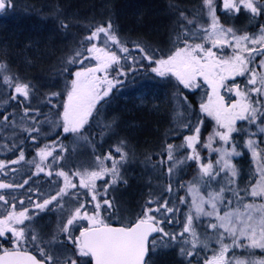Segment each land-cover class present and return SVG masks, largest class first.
I'll use <instances>...</instances> for the list:
<instances>
[{
	"label": "snow or ice",
	"instance_id": "1",
	"mask_svg": "<svg viewBox=\"0 0 264 264\" xmlns=\"http://www.w3.org/2000/svg\"><path fill=\"white\" fill-rule=\"evenodd\" d=\"M202 2L204 8L207 9L211 23L207 27L197 25L194 29H189L185 24H179L181 31L177 33L176 39L180 41L182 47H175V50L167 57L158 59L140 45H136V49L143 54V59L148 61L147 67L155 77L162 80L174 78L176 84L173 87L176 89L177 98L182 97L181 108L187 103L183 89L194 91L206 85L210 90L205 92L207 101L200 104V112L213 118L217 128L208 136L207 141L202 143L200 126L203 124V120L197 119L193 125L192 121L186 119L184 113L178 109L176 119L184 128L189 129L191 134L184 136L183 143L180 145L171 143L167 145V160L173 162L167 169L168 174L172 175L177 166L183 165L187 161H194L199 168V181L210 186L212 181L220 183L217 179L220 177L227 183L221 185L218 191L209 192L207 200L199 196L198 191L191 185L189 186L190 193L196 191L192 201L196 215L195 217L191 214L186 215L179 233L167 232L161 226L172 224L175 220L174 214L179 209L174 203L170 205L168 200L160 201L152 197H149L134 220L124 223L121 207L108 194V188L112 185L118 182L126 183L120 174L119 164L120 161L126 162L127 154L122 147L117 146L115 151L120 153L119 161L114 160L112 154L109 153L104 157L96 158L98 161L97 170L73 173V175L79 176V187L87 190L83 195L91 197L93 207L91 214L87 207L89 202L82 201L79 192L69 191V189L77 188V185L71 182L69 175L64 171L56 173L57 176L64 178V186L59 188L54 195H50L40 202H33V207L40 211L61 210L58 231L47 240L40 236L32 225L25 224V221L34 219V216L29 215L27 208L17 211L16 205H11V211H6L3 218L0 219V238L7 241L9 245L6 247L0 243V264H152L153 257L160 250L172 247L174 243L179 242L181 245L190 243L191 248L196 249L201 241L194 227V220L202 215L214 217L217 221V223L210 222L207 225L208 228L213 230L223 228L224 232L232 238V245L224 244V235L218 233L217 243L221 245L220 250L218 253L214 252L211 259L206 258L204 264H231V261H226L225 257L232 246L264 249V204L259 206L245 204L243 205L244 212H225L223 216L219 214L218 209V204L225 202V192H232L236 197L240 196L238 187H233L237 184L240 175L239 170L232 163L233 157L241 155L233 137V133L236 132L248 134L249 138L245 141L244 147L251 152L253 161L257 162V170L261 175V181L251 188L249 194L252 197H264V149L259 148L252 138L256 135L255 132L236 126L237 121H247L249 125H256L260 133H264V100L259 98L264 96V75L258 76L254 69L249 68L255 56H264V26H261L258 36H249L247 33L238 35L233 27H226L220 23L216 0H202ZM14 6V0H0V12ZM222 11L230 18L240 15L242 12L250 13L252 18L259 17L264 15V0H222ZM180 17L187 21V25L193 24V20L185 16L183 12L180 13ZM61 27L66 29L68 25L62 23ZM101 34L104 36V47H98L94 42L100 40ZM197 40L202 42L197 43ZM85 41L90 43H85ZM109 42L118 47L121 53L129 52V48L118 39L113 31L112 22L109 21L106 25H99L91 31L84 41H81L80 47L66 61L69 66L80 65L81 67L78 69L64 67L62 69L63 72H71L74 77L66 92V99L62 105L63 111L59 114V120L62 123L57 125L62 128L65 134L87 139L85 126L89 124L93 112L97 110V105L110 95L117 84L123 83L119 77L128 75L121 65V59L139 63V60L134 57L117 55L115 51L109 49ZM209 42L211 47L206 48L204 45ZM248 44L253 47H248ZM255 45H260V47H254ZM228 46L233 47V54L227 58H221L218 52L213 50H222ZM244 53H247V56ZM85 61L88 63L85 64ZM92 61L95 63L93 64ZM114 65L117 67L113 68ZM142 67L144 66L142 65ZM260 67L264 68V59L260 60ZM136 70L135 67L130 69L133 72ZM112 71L115 72V76H111ZM246 73L248 77L244 88L236 83L231 85L225 83L230 79L235 80L237 76H245ZM0 74H2L3 84L13 89L14 94L10 96V99L22 98L18 102L28 101L30 104L34 86L31 83L21 82L18 78L14 79L9 74L6 63L0 62ZM221 89H226L237 99L232 103H226ZM59 95L58 92H52L45 97L44 102L51 103L52 98ZM253 97L256 98L253 99ZM30 112H35V116L40 115L39 109L25 106L24 115L27 117ZM35 116L31 118L33 126L23 128L29 136L32 132L40 131V128L35 127L40 123ZM8 119V116L3 117L6 122ZM258 121L259 123H257ZM13 123L15 122L13 121ZM107 127L110 128L111 125ZM33 139L35 138L33 137ZM217 139L222 146L213 147ZM198 144L210 152L219 154L215 164L211 161L204 162L196 147ZM181 149L191 151L184 153L182 158H179L176 153ZM37 155L42 164L47 157L52 155V151L46 148L40 149ZM55 159H59V157ZM20 160H24L23 151L20 152L19 160H13L12 163H18ZM104 160H111V167H106ZM41 164L36 165L37 174L44 171ZM3 167L4 165L0 163V169ZM221 173H225V175L221 177ZM47 174L52 175L51 172ZM106 175L111 176V181L106 182L101 192L97 189L96 181L103 179ZM27 183L28 181L25 180L23 184L15 185V187H23ZM12 187H14L12 184L0 183V189ZM166 190L172 191L171 184ZM64 197H70V201L75 200L76 203L65 210V203H70V201H64ZM29 199L31 200V197ZM179 199L180 203H185L183 197ZM0 201L8 203L2 194H0ZM20 203L23 204L24 201L21 200ZM227 203L231 204V200H228ZM49 205H53V208H49ZM204 205H208L211 211H206ZM108 217H118L121 221L120 225L112 226L107 222ZM80 221L87 223L79 224ZM76 231H78V235H74ZM155 233L160 235H153ZM185 233L192 237L191 241L180 240ZM242 238L249 240L250 243L248 245L240 244L239 241ZM29 244L36 248L40 256L43 257L42 260L30 253ZM67 245H71V248ZM204 247H207L206 242H204ZM180 252L188 257L195 254L194 251L183 246L180 247ZM237 264H244V262L237 261ZM249 264H264V261H250Z\"/></svg>",
	"mask_w": 264,
	"mask_h": 264
},
{
	"label": "rangeland",
	"instance_id": "2",
	"mask_svg": "<svg viewBox=\"0 0 264 264\" xmlns=\"http://www.w3.org/2000/svg\"><path fill=\"white\" fill-rule=\"evenodd\" d=\"M75 2H80V0H76ZM194 2L195 5L192 8H189L190 14L193 15L200 12L202 16H197L196 18L191 17L193 23L195 22L197 25H203L204 27H207L211 23L210 18L207 14V9L204 8L202 0H194ZM14 3L16 4V7L9 8V11L17 8L15 11L23 16H26L27 14H32V16L34 15L36 19H39L42 23L40 29L42 34L44 32L42 36L44 37V41L46 43H51L54 41L55 43L59 44L58 46L53 47V50L56 54H62L54 57L51 63H49L48 65L42 64V66L38 65V67L37 65H35L37 68H33V64L24 60L23 62L25 66H23L24 68L18 71V73L24 83H31L35 88L43 91L46 94L48 93V95L52 92L60 93L59 96L53 97V99L55 100V107L57 109L61 108L60 113H62V105L64 100L66 99L67 89L70 87L71 79L74 78L71 75V72H63L62 69L64 67H69L70 69H78L79 67H81L80 65L69 66L66 64V61L80 47L81 41H84V38L89 35L91 31H93L97 26H92L93 28L87 27V24L84 23L83 20H79L76 17V14L68 12L69 9H67L66 7L69 6L66 5V3L65 7L61 6L62 8H59L58 6H56V3L53 2L51 7H49V10L46 11L47 13H44L45 10L25 3V0H14ZM219 11L223 12L222 3L220 4ZM18 13L15 17L19 16ZM225 16L227 15L225 14ZM7 17H9V15ZM1 19H3V17ZM228 19L230 20V25L226 27H233L236 31H238L240 29H245L250 24L258 22V19H261V21L263 20L264 22V15L252 18L250 13L242 12L238 16L231 18L228 17ZM62 23H66L68 27L66 29L62 28ZM184 24H187V21H185ZM71 26H82L84 30H82V32H76L69 29ZM200 35H203V33H200ZM253 36H258V34ZM118 39L120 40V42L123 41L121 37H118ZM94 42L98 47H104L105 45L103 34H101L100 40ZM85 43L90 42L85 41ZM234 43L235 42L233 41V44ZM249 45L251 44H248V46ZM256 46L258 48L260 47V45ZM108 47L110 50L115 51L117 55L121 57L125 55L132 57L137 53L133 49L130 50L127 54L121 53L119 48L111 44V42H109ZM47 49H49V47H47L46 45V49L44 51L42 50L43 53L41 54H45L44 56L50 54L49 52L46 53ZM223 49L227 50V47ZM231 49L233 51V47H231ZM147 52L153 53L152 50H147ZM37 55L39 54L37 53ZM135 58L140 62V60L143 59V54H136ZM262 59H264V56H262ZM129 62H131V65L127 66V64L125 63ZM87 63L88 61H85V64ZM92 63L94 64L95 61H92ZM121 65L123 66L124 70L128 72V74L132 77H129L128 79L123 78V83H121L119 87L118 85H116V87L112 89L110 95L108 97H105V99L97 105V110L93 112V116L90 118L91 120H89V124L85 126V136L87 137V139L79 138L78 136H74L72 134L63 133L62 128L57 126L58 124L62 123L59 118H56L52 123L48 124L49 128L46 130V133L43 136V140H47L44 144L45 147L43 149L46 148L47 150H51L52 155L47 157L43 161L42 164H45L47 159L50 158V163L46 166H43L44 171L40 172L43 176L48 175V172L52 173L51 178L54 180V184L50 185L51 189L47 195H53V192L64 186V178L57 176V172L64 171L69 175L70 180L71 177H77V179L79 180V176L73 175V173L77 171L84 172L85 170H97L98 161L96 158L98 156L104 157L107 154L111 153L113 159L119 161L120 153H117L115 151V148L117 146H120L127 154L126 162L120 161L119 164L120 174L123 180L126 181V183L118 182L117 184L112 185L108 188V194L109 197L114 198L116 203L121 207V215L124 217V221H128L132 217L136 218L142 206L146 203L149 197L160 201L168 200L170 202V205L173 203L175 204V202H177V197H175V195L179 191V198H184L185 203H183V205L187 207V210H184L180 213L176 212L174 214L175 220L172 224H165L163 226L161 225L167 232L179 233L182 230L186 215L191 214L194 217L196 215L195 209L192 204L196 191H198L199 196H202L205 200H207L209 198V192L218 191L219 187L221 185H225L227 181L222 180L220 179V177H218L217 179L220 181V183L212 181L209 186L203 181H199V168L197 167L196 163L194 161H187V163H189L190 165V176L185 182L184 191H180V188H178V180L182 176L181 173L184 170L183 165L185 163L174 168L172 175L168 174L167 169L173 162L167 160V148L165 150H162V146L165 143H169L165 140V137L167 135L161 134V137L163 139L161 141V144L157 145L156 148L152 150H150L151 147L144 149L140 147L143 144H139L138 126L136 124L125 122V120L119 118L121 114L133 113L134 111L140 110L146 106L147 107L145 109L148 114H156V116L162 114V112H164L163 107L167 103V93L169 94L170 92L168 87L171 82L169 80L168 81L170 83L168 81H159L158 79L153 78L150 75V72H139L138 74H136L135 71H130L132 67L136 68V66H138V64L134 63L132 60H125L122 58ZM116 67V65L113 66V68ZM24 73H26V75H24ZM35 74L39 77V80L32 79ZM259 74L264 75V68L260 67ZM29 75H32V77H28ZM111 76H115L114 71L111 72ZM134 77L137 78V80H134ZM120 78L122 77H119V79ZM7 90L8 89H6V85H4L2 81V74H0V100L6 96ZM114 90H116L117 92ZM226 95L234 96V94H230L229 92H226ZM260 99L264 100V96H261ZM33 100L36 104L39 105L44 102L43 98H33ZM180 100H182V97L179 99L177 98V102L179 105ZM128 104L129 107L126 106ZM184 107L187 108L189 112L194 111L190 108L188 103L184 104ZM241 122L243 123L244 121ZM257 123H259V121ZM108 125H111V127H107ZM243 128L249 129L250 132H255L256 135L252 138L259 145V148L264 149V142H262L264 141V133H260L256 125H249L248 123L246 126H243ZM59 130L62 131L63 137L60 136L58 139L63 138V140L68 142L67 150L64 145L65 143L60 142V140L58 139L52 140L50 137H48V135H51V133H56ZM185 130L187 131L186 135L191 134L189 129ZM89 132L91 134H89ZM176 132L181 134L183 132V129L176 130ZM92 134H98V145L101 146H97L96 143H91L89 141ZM184 135L185 134H183L182 137ZM233 137L234 141L238 145V151L241 152L240 156L232 158V163L237 167L240 173L237 184L233 187H238V189L240 190V196L236 197L232 194V192H225V202L218 204L219 214L221 216H223L225 212H244L245 209L243 205L245 204H254L257 206L264 204V197H252L249 194L251 188L255 186L257 182L261 181L260 172L257 170L258 164L257 162L253 161L251 152L246 147H244L245 141L249 138V136L245 132H239ZM182 143L183 142H180L178 145ZM107 145L113 148H110L109 150H103L101 152L100 150ZM220 146H222L221 142H219L217 139V141L213 144V147ZM190 151L191 150L189 149H186L185 151L183 149L181 152L178 151L176 153V156L182 158V155L184 153H189ZM209 155L211 157L213 156V158H206L201 154L204 162L211 161L213 164H215V161L216 159H218L219 154L209 151ZM56 157H59V159H55ZM154 158L158 159L154 161ZM60 162L63 163L64 166L57 169L55 166ZM161 162L163 164H161ZM39 163H41V160H39ZM111 164V160H104V165L106 167H111ZM161 167L165 170L163 171ZM178 171L180 172L179 175H177ZM224 175L225 173H221V177H223ZM57 179L63 180V185L55 188V186L58 184L57 182H55ZM110 181V175H106L103 179L97 180V189L102 192L106 182ZM169 184H171L172 186V191L170 192L171 196L167 194L166 190ZM190 185L196 190L193 193L189 192ZM75 189H69V191ZM244 189H247V191H244ZM82 190H84V192L87 191L86 189ZM83 197L85 198L80 199L82 201L87 200V202H89L88 211L91 214V212L93 211L91 197L85 195H83ZM63 199L64 201H70V197H64ZM228 200H231V204L227 203ZM39 201L40 199L38 198V202ZM75 203V200H71L70 203H65V208H70ZM53 204H55V202H53ZM175 206L177 208V204H175ZM204 207L206 211H211V208L208 205H204ZM50 213L51 212H49L48 214L40 213L38 215H36L35 213H31L29 215L34 216V219L25 221V224L32 225L35 231L45 240L50 238L53 234L57 233L58 225L60 222L58 220V217L55 218L53 216V213ZM54 214H57L59 217H61V210L54 211ZM257 215L259 214L257 213ZM52 218L54 219L51 222ZM177 220L178 223L176 224L175 222ZM111 222H116L119 224L121 223L118 217H112ZM210 222L217 223L214 217L203 215L194 220V227L201 241L196 249H192L190 243L186 245H181L179 242L174 243L172 247H167L160 250L153 257L152 264L154 262H156L157 264H159L160 262V264H167L168 262H162L158 260L171 259L186 260L187 262H189V264L191 260L193 261L191 264H204L206 258L211 259L214 252L218 253L220 250L221 245L217 243V239L219 238L218 233H222L224 235V244L232 245V238L228 236V233L224 232L223 228L213 230L207 227ZM85 223L86 221H83L81 224ZM78 234V231L74 233V235ZM159 235L160 234H158L157 236ZM183 239H188L189 241H191L192 237L189 236L188 233H185L184 237L180 238V240ZM204 242L207 243V247H204ZM239 243L242 245H248L250 242L249 240L242 238L240 239ZM181 246L185 247L188 250L194 251L195 254L191 257L182 255L180 252ZM57 247H59V245H57ZM67 247L71 248V245H67ZM28 249L33 250L36 248L33 245L29 244ZM225 258L226 261H231V264H237V261H243L244 264H249L250 261H264V249L232 246L230 247L228 253H226Z\"/></svg>",
	"mask_w": 264,
	"mask_h": 264
},
{
	"label": "trees",
	"instance_id": "3",
	"mask_svg": "<svg viewBox=\"0 0 264 264\" xmlns=\"http://www.w3.org/2000/svg\"><path fill=\"white\" fill-rule=\"evenodd\" d=\"M75 1L76 0H25V3L45 10L44 13H47L46 11L49 10V7H51L53 2H55L56 6L59 8L61 6L65 7L66 3V5L69 6L66 7L69 9L68 12L76 14V17L79 20H83V22L87 24V27L106 25L109 21H111L113 25V31L118 37L123 39L121 43L127 46L129 51L133 49L137 52L136 54H142L136 49V45H140L145 49V51L152 50L153 53L151 54H154V57L157 59L165 57L167 54L169 55L175 50V47L183 46L180 41L176 39L177 33L181 31L179 24H184L185 22L180 17L181 12H183L189 19H191V17L196 18L197 16H202L200 12L193 15L190 14L189 8H192L195 5L194 0ZM216 3L218 5L217 15L220 17V23L224 24L225 26L230 25V20L227 16H225V13L219 11L222 0H216ZM14 7H16V4ZM16 9L17 8L10 11L7 9L0 14V62L7 64L9 74L12 75L14 79L18 78L21 82H23L18 71L24 68V60L33 64V68H37L38 65H48L52 62L54 57L62 53L56 54L53 50V47L59 45L58 43H55L54 41L51 43H46L44 41V37H42L44 32L42 34L40 29L42 23L39 19H36V17L34 15L32 16V14L23 16L15 11ZM17 13L19 16L15 17ZM8 15L9 17H7ZM2 17L3 19H1ZM185 25L189 29H194L197 26L195 22L191 25ZM261 26H264V22L263 20L261 21V19H258V22L250 24L245 29L236 31V33L238 35L247 33L249 36L256 34L259 35ZM69 29L76 32H82V30H84L82 26H71ZM196 42L199 43L202 41L197 40ZM46 45L49 47V49L46 50V53L49 52L51 55L47 54L44 56L45 54H41L43 53L42 50L44 51L46 49ZM204 46L206 48L211 47V44L210 42L205 43ZM248 47L251 48L253 45H249ZM254 47L257 46L255 45ZM213 50L217 51L221 58H227L229 55L233 54L230 46L227 47V50ZM37 53L39 55H37ZM136 54L132 57L135 58ZM244 55L247 56V53H244ZM253 55L255 56V54ZM261 59L262 56H255L253 63L249 65V68L254 69L258 76L260 75L259 62ZM147 62L148 61H145L144 59L140 60L138 66H136V74L139 72H150V75L153 78L165 82L169 80L171 83L168 81L170 83L168 87L170 92L169 94L167 93V103L163 107L164 112H162V114L158 116H156V114L150 115L145 109L147 107L146 106L140 110L134 111L133 113L121 114L119 117L122 118V120H125V122L136 124L138 126L139 144H143L140 147L144 149L151 147L150 150L156 148L157 145L161 144L163 139L161 134L167 135L165 140L171 144L178 145L180 142H183L187 131L185 130L186 128H184L176 119V110L178 109L184 113V117L186 119H190L192 121L193 125H195L197 119L203 120V124L200 126V139L202 143L206 142L209 134H212L217 128L216 122L213 118L208 117L200 112V104L202 102H206L207 99L205 92L210 90L206 85L194 91L183 89V93L187 97V103L189 104L190 108L194 110L189 112L184 106L181 108V105H179L177 102L176 89L173 87L176 84L174 78L162 80L161 78L155 77V75L151 73L150 69L147 67ZM125 64L130 66L131 62ZM35 65H37V67ZM142 65L144 67H142ZM24 75H26V73H24ZM28 77H32V75H29ZM129 77L132 76L128 74L127 76L120 78V80L123 81V78L128 79ZM247 77L248 74L246 73L245 76H237L235 77V80L230 79L225 83L229 85L236 83L239 84L241 88H244ZM32 79L39 80V77L35 74ZM134 80H137V78ZM117 85L119 87L120 84ZM249 87L252 86L249 85ZM6 89H8L6 96L0 100V163L4 165L3 169H0V183L12 184L14 187L0 189V194L4 195L5 199L8 201L7 204L4 203V201H0V219L3 218L6 211H11L12 204L16 205L17 211L27 208L29 214L43 213V211L33 207V202H38V198L40 201H42L41 199H45L46 196H48L47 194L51 189L50 185L54 184V180L48 175L43 176L41 173L37 174L36 165L41 164L39 163L40 158L37 153L40 151V149L45 147L44 144L47 140H43V136L46 133V130L49 128L48 124L52 123L56 118H59V114L61 112V108L57 109L56 107L52 106L55 103L53 98L51 103L46 104L43 102L40 105L36 104L33 98H43L45 101V97L48 96V93L46 94L35 87L30 104L28 101H24L23 103L18 102L22 100V98H18L17 100L10 99V96L14 94L13 89L7 86ZM226 92H228L226 89H221V94L225 97L226 103H232L237 99L235 95H226ZM255 98L256 97H253V99ZM25 106H28L32 109H39L40 115L35 116V112H30L26 117L24 115ZM126 106L129 107V104ZM4 116H8L9 119L7 122L3 120ZM33 116H35L36 120L40 122L35 125V127L40 128V131L32 132L31 136H29L28 132L24 131L23 128H30L33 126L31 119ZM13 121L15 123H13ZM246 125L247 121H244L243 123L241 121H237L236 126L241 128ZM179 129H183L181 134L176 132V130ZM238 133L239 132L233 133V136L237 135ZM89 134L91 133L89 132ZM183 134L185 135L182 137ZM60 136H62L61 130L48 135V137H50L52 140L58 139ZM33 137L35 139H33ZM58 140H60L62 143H65L64 145L67 150L68 142L63 140V138ZM89 141L91 143H96L97 146H101L98 145V134H92ZM168 144L165 143L162 146V150H165ZM196 147L203 157H211L209 155L208 149L202 148L199 144ZM110 148L112 149L113 147H109L107 145L100 151L102 152L103 150H109ZM182 150L183 149H181L180 152ZM185 150L186 149H184V151ZM21 151H23L24 160H20L15 164L12 163L13 160H19ZM211 158H213V156ZM157 159L158 158H154V161ZM49 163L50 158L47 159L45 164H41V166H46ZM161 164L163 163L161 162ZM63 166L64 164L60 162L55 167L58 169L62 168ZM183 166L184 170L181 173L182 176L178 180V188H180L181 192L184 191L185 182L190 176L189 163L186 162ZM162 170L164 171L165 169L163 168ZM179 174L180 172L178 171L177 175ZM25 180H27L28 183L24 184L23 187H15V185L23 184ZM55 182L60 184L59 179H57ZM58 184L55 186V188L58 187ZM29 189H32V191H29ZM167 194L171 196V193L168 191ZM29 197H31V200ZM175 197H177V202H175V204H177V208L179 209L178 213L187 210V207L180 203L179 191ZM21 200L24 201L23 204L20 203ZM175 223L177 224L178 220ZM0 243H3L6 247L9 246L7 241L3 240L2 238H0ZM158 261L168 262L167 264H189V262L186 260L171 259ZM192 262L193 261L191 260V263ZM153 264L157 263L154 262Z\"/></svg>",
	"mask_w": 264,
	"mask_h": 264
},
{
	"label": "flooded vegetation",
	"instance_id": "4",
	"mask_svg": "<svg viewBox=\"0 0 264 264\" xmlns=\"http://www.w3.org/2000/svg\"><path fill=\"white\" fill-rule=\"evenodd\" d=\"M51 177V176H49ZM60 181V184H58V187H60V185H63V180H59ZM71 182L73 184H76L77 185V188L75 190H72L70 192H79L81 194L80 198L81 199H84L85 197H83V194L85 193L84 190H82V188H80L78 185H79V180L77 179V177H71ZM58 191V190H57ZM57 191L53 192L52 194L54 195ZM68 198V197H67ZM87 201V200H86ZM49 208H53V205L52 206H48ZM87 207H89L87 205ZM69 208H65V210H67ZM54 211H60V209H55V210H52V211H48V210H45L43 211L44 214H48L49 212H51L50 214L53 213V216L56 218L58 217V220L60 221L61 217H59L57 214L55 215L54 214ZM66 213V212H65ZM106 215V214H105ZM129 217V216H128ZM54 218H52L51 222L53 221ZM135 218H130L129 220H134ZM128 221H123L124 223H127L129 222ZM112 221V217H108L107 219V222L110 223L112 226H119L120 224L119 223H116V222H111ZM83 221H80L79 224H81ZM87 223V222H86ZM85 223V224H86ZM30 253H32L33 255H35L38 259H43V257L40 256L39 252L36 250V249H33V250H29Z\"/></svg>",
	"mask_w": 264,
	"mask_h": 264
},
{
	"label": "water",
	"instance_id": "5",
	"mask_svg": "<svg viewBox=\"0 0 264 264\" xmlns=\"http://www.w3.org/2000/svg\"><path fill=\"white\" fill-rule=\"evenodd\" d=\"M2 12H3V11H2ZM2 12H0V14H1ZM155 234H157V233H155ZM155 234H153V235H155Z\"/></svg>",
	"mask_w": 264,
	"mask_h": 264
}]
</instances>
